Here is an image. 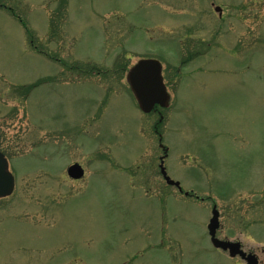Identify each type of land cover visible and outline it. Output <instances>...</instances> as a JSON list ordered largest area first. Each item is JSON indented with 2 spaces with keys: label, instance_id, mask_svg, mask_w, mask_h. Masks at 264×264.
I'll return each instance as SVG.
<instances>
[{
  "label": "rangeland",
  "instance_id": "374dc122",
  "mask_svg": "<svg viewBox=\"0 0 264 264\" xmlns=\"http://www.w3.org/2000/svg\"><path fill=\"white\" fill-rule=\"evenodd\" d=\"M140 57L164 109L129 90ZM0 152V264H244L213 207L263 262L264 0H0Z\"/></svg>",
  "mask_w": 264,
  "mask_h": 264
},
{
  "label": "water",
  "instance_id": "95a60500",
  "mask_svg": "<svg viewBox=\"0 0 264 264\" xmlns=\"http://www.w3.org/2000/svg\"><path fill=\"white\" fill-rule=\"evenodd\" d=\"M219 10L218 7L215 8ZM126 82L129 85L134 98L136 99L140 110L148 113L156 105L167 107L169 103V94L163 83L161 75V64L155 59H140L128 71ZM160 172L169 185H174L180 190L179 182L171 180L165 171L161 159ZM67 174L74 179L83 176V169L78 163H74L67 168ZM14 176L9 171L8 161L3 153L0 152V198L9 196L14 189ZM219 213L216 208L212 210V216L207 225L210 242L215 248L228 251L229 255L234 257L239 255L246 260L247 264H258V259L252 253H246L241 249L240 242L223 240L216 237V231L219 227Z\"/></svg>",
  "mask_w": 264,
  "mask_h": 264
},
{
  "label": "flooded vegetation",
  "instance_id": "af4514ba",
  "mask_svg": "<svg viewBox=\"0 0 264 264\" xmlns=\"http://www.w3.org/2000/svg\"><path fill=\"white\" fill-rule=\"evenodd\" d=\"M258 261H259V260H258ZM243 263L246 264L245 261H243ZM259 263H260V264H264V261H263V262H260V261H259Z\"/></svg>",
  "mask_w": 264,
  "mask_h": 264
}]
</instances>
